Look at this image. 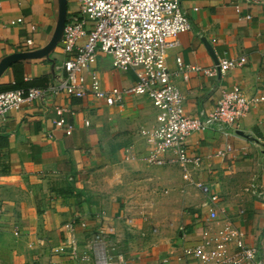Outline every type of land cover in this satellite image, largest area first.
I'll list each match as a JSON object with an SVG mask.
<instances>
[{"label":"crops","instance_id":"1","mask_svg":"<svg viewBox=\"0 0 264 264\" xmlns=\"http://www.w3.org/2000/svg\"><path fill=\"white\" fill-rule=\"evenodd\" d=\"M179 1L191 29L179 33L178 45L169 51L170 71H178L177 57L183 66L217 68L204 39L218 63L229 56L247 57L244 65L226 73L217 68L213 75L191 69L176 74L173 81L185 96L187 114L211 111L221 93L235 84L247 96L264 93V0ZM59 11L60 0H0V62L15 52L42 50ZM77 14V0H67L66 21ZM20 17L22 21L10 23ZM65 57L59 42L42 57L11 60L0 73V90L60 81ZM91 69L106 89L130 86L135 79L132 71L114 68L103 52ZM57 106L67 109L71 134L54 124ZM155 117L156 109L144 95H128L122 106H110L90 95L64 93L0 117V264H92L55 252L65 242L64 225L70 221L112 228L129 264H200L177 256L184 246L197 243L208 197L183 179L177 165L160 166L144 158L148 146L142 130ZM239 129L241 133L226 126L193 132L186 147L202 158L193 179L210 186L220 213L263 256L264 105L252 107ZM228 144L234 151L217 156ZM128 152L134 157L126 158ZM76 235L83 240L90 234L77 226Z\"/></svg>","mask_w":264,"mask_h":264},{"label":"built area","instance_id":"2","mask_svg":"<svg viewBox=\"0 0 264 264\" xmlns=\"http://www.w3.org/2000/svg\"><path fill=\"white\" fill-rule=\"evenodd\" d=\"M77 3L78 14L66 21L59 41L66 54L60 65L65 75L46 86L0 90V117L10 110H20L26 104L60 93L74 98L90 95L110 106H122L128 95L148 97L156 109V117L152 126L142 130L148 146L144 158L160 166L177 165L183 179L208 197L209 210L200 237L196 244L184 246L177 260L194 259L200 264H263L264 253L261 256L258 247L247 241L245 232L217 209V194L209 185L193 179L202 158L190 154L186 143L190 134L207 129L226 126L241 133L239 126L243 117L252 107L264 105V93L247 96L241 86L235 84L221 93L211 111L191 116L185 110V96L173 81L176 74L188 69L213 75L218 68L226 73L244 65L247 57L223 58L217 68L183 66L181 58L177 57L178 71L172 72L167 65L169 51L178 45V34L191 29L179 0H77ZM236 12H241L239 6ZM246 17L251 16L247 14ZM22 20L20 17L10 23ZM27 43L31 44L32 40L28 39ZM99 52L110 57L114 68L132 71L133 84L104 88L97 72L91 69ZM66 110L63 106L55 107L58 118L54 124L71 134L73 127L66 125ZM232 151L234 148L228 144L218 149L216 155L224 157ZM132 157L134 155L128 152L126 158ZM77 226L90 235L80 240L76 235ZM64 228L67 232L65 242L55 252H66L76 262L129 264L124 253L117 249L112 228L92 227L86 221H70Z\"/></svg>","mask_w":264,"mask_h":264},{"label":"water","instance_id":"3","mask_svg":"<svg viewBox=\"0 0 264 264\" xmlns=\"http://www.w3.org/2000/svg\"><path fill=\"white\" fill-rule=\"evenodd\" d=\"M66 13H67V0H60V11L57 19V23L52 34L49 43L42 50H30L24 52H15L6 57H4L0 62V73L9 64V62L16 58H36L42 57L49 53L60 41L63 33V28L66 23ZM210 53L212 54L216 64L218 60L210 46V44L204 39Z\"/></svg>","mask_w":264,"mask_h":264}]
</instances>
